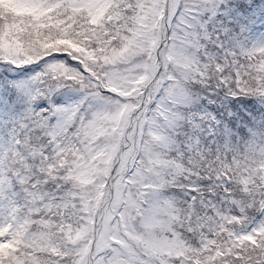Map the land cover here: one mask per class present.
<instances>
[{"label":"snow or ice","instance_id":"6c2138e0","mask_svg":"<svg viewBox=\"0 0 264 264\" xmlns=\"http://www.w3.org/2000/svg\"><path fill=\"white\" fill-rule=\"evenodd\" d=\"M0 264H264V0H0Z\"/></svg>","mask_w":264,"mask_h":264}]
</instances>
